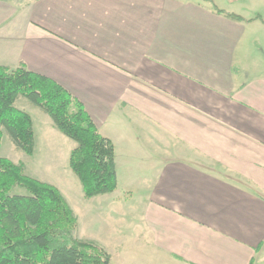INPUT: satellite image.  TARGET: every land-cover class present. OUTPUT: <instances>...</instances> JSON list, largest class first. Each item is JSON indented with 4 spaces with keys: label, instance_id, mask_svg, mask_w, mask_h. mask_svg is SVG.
<instances>
[{
    "label": "crops",
    "instance_id": "0c3cea01",
    "mask_svg": "<svg viewBox=\"0 0 264 264\" xmlns=\"http://www.w3.org/2000/svg\"><path fill=\"white\" fill-rule=\"evenodd\" d=\"M257 9L264 0H0V65L56 81L114 144L117 187L89 198L109 207L78 212L79 229L135 215L115 207L139 185L140 223L111 220L94 238L119 264H264Z\"/></svg>",
    "mask_w": 264,
    "mask_h": 264
},
{
    "label": "trees",
    "instance_id": "16d2710c",
    "mask_svg": "<svg viewBox=\"0 0 264 264\" xmlns=\"http://www.w3.org/2000/svg\"><path fill=\"white\" fill-rule=\"evenodd\" d=\"M213 9L242 20L214 4ZM20 95L76 143L69 168L85 198L113 192L117 187L113 142L99 133L69 91L22 62L14 68L0 65V145L6 134L26 155L35 151L32 118L15 106ZM16 188L26 193H16ZM78 230V220L56 186L27 175L23 163L0 156V264H112L111 254L96 242L79 238Z\"/></svg>",
    "mask_w": 264,
    "mask_h": 264
},
{
    "label": "rangeland",
    "instance_id": "374dc122",
    "mask_svg": "<svg viewBox=\"0 0 264 264\" xmlns=\"http://www.w3.org/2000/svg\"><path fill=\"white\" fill-rule=\"evenodd\" d=\"M221 4V0H216ZM264 15V9H257ZM15 106L19 109L25 110L34 118V129H35V153L33 156L26 155L23 151L15 147L9 137L4 134L1 139L0 145V156L10 159L14 163H23L25 172L30 177L36 178L37 180L50 183L56 186L61 193L68 199L72 206L75 216H78V212H81L85 207L87 209L108 208L109 205L106 201H101V198L90 202L89 198H85L82 185L69 168V155L71 150L76 146V143L62 134L53 124L51 118L45 114L40 108L32 104L26 97L19 96L15 102ZM124 182L120 183L121 188L124 187ZM134 188V194L127 203L120 201L116 204L115 208L119 210L132 208L135 215H124L123 217H116V214L112 216L107 215L101 216L105 220H108L106 224H96V226H85L80 227L78 230L79 238L83 240H93L94 238H105L109 235V227L112 226V222L117 224H123L130 226L140 223V204L141 199L139 197V185H131ZM138 186V187H137ZM14 192L25 194L26 191L23 188H16ZM115 205L110 204V207ZM98 209V210H99ZM86 216L84 221L88 220ZM97 218V217H96ZM110 220V221H109ZM128 224V225H127ZM107 240V238H106ZM105 243V241H102ZM105 249L113 255L115 264H119V249H114L113 246H109ZM104 248V247H103Z\"/></svg>",
    "mask_w": 264,
    "mask_h": 264
}]
</instances>
